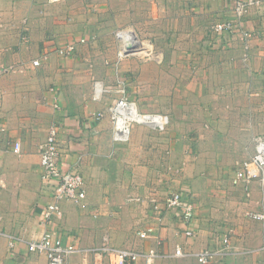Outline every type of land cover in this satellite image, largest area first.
Masks as SVG:
<instances>
[{
  "label": "crops",
  "instance_id": "0c3cea01",
  "mask_svg": "<svg viewBox=\"0 0 264 264\" xmlns=\"http://www.w3.org/2000/svg\"><path fill=\"white\" fill-rule=\"evenodd\" d=\"M232 2L0 0V264H47L44 255L28 250V242L46 230L79 249L68 264H113V256L89 252L105 238L114 248L158 254L150 260L142 256L136 264H198L195 255L217 247L225 236L232 254L214 264H264V221L247 215L264 208L258 182L251 184L247 198L242 187L226 191L215 178L194 181L196 193L184 192L196 205L188 225L163 204L176 189L190 187L184 185L196 145L203 152H210V146L222 151L218 129L227 131L229 120L237 139L232 151L246 147L250 156L254 152L252 138L259 127L253 116L264 114V3L244 21V30L252 35L246 43L239 30L214 31L216 24L234 19ZM130 28L151 41L163 58L149 72L154 75L148 94L157 95L162 72L165 89L179 92H166L175 111L168 115L165 131L135 125L127 142H116L108 116L91 118L116 96L95 101L93 90L95 80L102 79L108 86L121 81L127 91L137 87L141 92L138 82H132L133 88L130 83L128 71L137 75L138 70L132 60L106 74L96 72L105 56L116 59V32ZM81 39L85 43H78L74 58L59 56L60 48ZM35 60L40 66H33ZM185 96L194 101L196 117ZM52 123L60 128L61 166L84 177L87 198L84 206L63 202V219L44 224L42 209L51 190L41 179L39 147ZM16 143L20 153L14 152ZM206 158L197 159L198 167H210ZM130 198L142 201L128 202ZM152 199L166 215L162 226ZM149 227L154 233L140 238ZM188 230L194 236H186ZM178 246L192 256L175 257Z\"/></svg>",
  "mask_w": 264,
  "mask_h": 264
},
{
  "label": "built area",
  "instance_id": "2783aa9c",
  "mask_svg": "<svg viewBox=\"0 0 264 264\" xmlns=\"http://www.w3.org/2000/svg\"><path fill=\"white\" fill-rule=\"evenodd\" d=\"M58 3L64 0H49ZM264 0H233L231 4L234 19L218 23L214 27L217 34L231 33L236 30L241 31L246 43L252 35L244 30L243 24L245 19L251 14L254 8L260 7ZM118 51L116 54L115 65L118 66L127 58L144 56L150 59H163L162 56L155 52L151 41L142 39L137 32L130 28L116 32ZM78 43H85V39L79 42H72L58 50L62 58L72 59L77 52ZM34 67L40 66V60L33 62ZM1 73V72H0ZM113 93L110 105L103 111L94 115V121H101L108 116L113 125V138L116 142H127L130 138L131 130L135 125L146 126L158 131H165L170 125V117L162 113H149L140 110L136 101L131 100L125 84L118 81L115 87H105L103 82L94 83V97L101 100L105 93ZM58 107V105H56ZM60 128L57 123H52L48 128L45 141L39 147L40 165L42 170L41 179L43 183L51 190L50 202L42 209V222L51 224L54 221L63 219L64 213L62 203L71 202L76 206H84L87 198V188L84 177L76 170H65L61 166L60 151ZM19 143L15 144L14 152L20 153ZM253 182H258L263 198L264 205V136L255 138V148L251 156L239 162L235 168L232 177V185L242 187L247 198L250 197V186ZM141 202L140 198H130L128 202ZM151 208L156 217V221L161 226L165 221L164 210L173 211L182 223L190 224L195 217L196 205L191 196L184 192L177 191L171 193L166 199L164 210L159 207L157 200H150ZM248 217L255 221H264V208L258 212H249ZM154 233V228L149 227L140 232L142 239H147ZM186 236H194L191 230L185 232ZM105 238L104 244L99 248L90 249L94 255L113 256V264H136L142 257L147 259L157 257L158 254L151 252L147 255L131 249L114 248L107 243ZM217 247H208L195 255L198 264H214L218 258H225L232 254L230 240L225 236ZM12 244V243H11ZM264 251V246L262 247ZM28 250L31 253L44 255L47 264H68V258L79 252V249L73 244H65L62 238L55 232L46 230L41 236L28 242ZM175 257L186 258L192 256L185 253L181 247H176L173 254ZM169 257V256H166Z\"/></svg>",
  "mask_w": 264,
  "mask_h": 264
},
{
  "label": "rangeland",
  "instance_id": "374dc122",
  "mask_svg": "<svg viewBox=\"0 0 264 264\" xmlns=\"http://www.w3.org/2000/svg\"><path fill=\"white\" fill-rule=\"evenodd\" d=\"M117 49V48H116ZM155 52L158 53V51L155 49ZM116 54V52H115ZM116 58V57H115ZM132 60L134 61L135 65L138 67V70L136 71L137 75H132L133 73L131 71H128L129 73V77L131 78V85L132 82H138V84L136 86H140L141 87V92H139L138 88H136V91L133 90H129L128 91V95L130 97L131 100H134L138 103L139 108L141 111L143 112H149V113H162V114H167L169 116H173L172 113L175 111L174 107L175 104L172 102L171 100H167L166 99V92H172V93H178L179 91L177 89H171L168 87V89H165V74L164 72L159 74V86H158V92L157 95L154 97L150 96L148 94V84H149V78L152 77V75L149 73L150 71L154 70L155 68L158 67L159 62L161 60L158 59H150L147 56H136V57H132V58H127L125 60ZM116 59H114V56L109 54L108 56L104 57V60L101 59L100 63H97V70L96 72L99 74H106L109 70L111 69H115V61ZM103 68V69H102ZM151 74V75H150ZM117 71H116V76L117 77ZM158 75V74H157ZM96 81H101L103 82V84L105 85V87H109L108 84H105L104 80L102 79H96ZM94 82V83H95ZM118 83V82H117ZM135 85H132V88ZM110 87H115V86H110ZM135 91V92H134ZM134 92V93H133ZM94 93V90H93ZM109 97L112 98L113 93L109 92V93H105L104 97ZM134 96V97H133ZM70 100V102H69ZM69 100L68 102L70 104L73 105V101L74 98L72 97L71 94H69ZM95 101H100V100H96L94 97ZM179 101V99L177 100ZM184 101L186 102V104L189 106L190 104H192L190 107H192V116L197 115L196 112V105L195 103H193L194 101H191L190 98L188 96H185ZM192 102V103H191ZM179 103V102H178ZM176 108H180L178 105H176ZM165 108V109H164ZM168 109V111H167ZM186 112V109L184 108V111ZM256 117V121H257V125L259 127V133L255 134L254 137L252 138L253 140V145L255 143V138L259 137V136H264V114H262L260 116V114H258L257 116H253V118ZM91 118H94V116H91ZM226 125V124H225ZM228 127L229 129L227 131H225L224 129H218L219 135L221 137H218L217 141H219V145L217 146V148L219 147L222 151L221 152H213L211 151L213 149L212 146L209 147L210 152H203L200 151L198 146L196 145V147L194 148V152L191 153V155L193 156L192 158H190V167H189V177H188V184H185L184 186H190L187 187L185 189H176V190H181L183 192H192L191 194L196 193L195 191L193 192V187H192V183L194 181H197L199 178L201 177H211V178H215L217 181H219L221 183V188L225 189L226 191L229 189V187H235L232 185V177L235 173V168L237 166V164L247 158L250 157V153L248 152V149H245L246 147H242V151L240 152H234L232 151V149L236 148V138H234L232 136L231 131H233V124L231 122V120L228 121ZM222 128V126H221ZM224 131V132H223ZM216 147V146H215ZM196 151H197V155H196ZM198 153L200 154V156H198ZM202 156L207 157V163H206V167H208V165H210V167L208 168H200L198 167V165L196 164L198 161L197 159L201 158ZM201 160V159H200ZM195 162V163H194ZM212 166H215V168H213ZM174 174H180V170H172ZM180 186V185H178Z\"/></svg>",
  "mask_w": 264,
  "mask_h": 264
}]
</instances>
